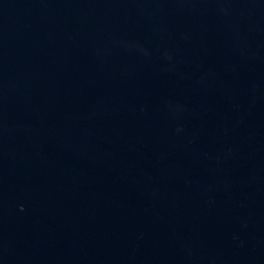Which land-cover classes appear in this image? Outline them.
<instances>
[{"label": "water", "instance_id": "obj_1", "mask_svg": "<svg viewBox=\"0 0 264 264\" xmlns=\"http://www.w3.org/2000/svg\"><path fill=\"white\" fill-rule=\"evenodd\" d=\"M0 264H264V0H0Z\"/></svg>", "mask_w": 264, "mask_h": 264}]
</instances>
